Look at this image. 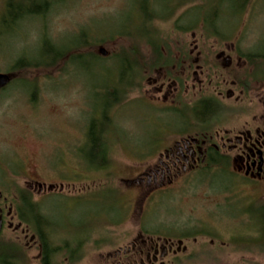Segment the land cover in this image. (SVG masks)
<instances>
[{"label":"rangeland","instance_id":"1","mask_svg":"<svg viewBox=\"0 0 264 264\" xmlns=\"http://www.w3.org/2000/svg\"><path fill=\"white\" fill-rule=\"evenodd\" d=\"M8 1L0 0V74L12 78L0 93V203L5 219L0 246L19 251V264H42L38 237L17 215L19 191L27 190L50 224L54 245L64 247L65 239L84 242L81 258L73 264H122L120 249L131 247L141 229L158 234L164 224L170 229L162 232L176 238L198 235L197 242L187 243L189 252L212 258L200 264H264L259 244L264 230L245 215L246 204L236 206L244 199L224 207L236 191L224 188L220 167L201 173L214 175L210 180L178 185L169 190L171 195L157 198V211L145 230L141 209L149 189L135 184L180 133H195L186 124L189 118L174 108L218 97L216 91L222 89L226 98L219 100L230 125L240 121L237 114H255L252 94L241 97L234 85L249 68L239 51L264 53V0H249L248 5L246 0H156L160 18L154 28L167 63L149 74L141 70L138 87L113 110L106 168L91 160L88 124L101 118L105 88L119 84L124 53L138 42L141 64V58L150 57L144 42L117 36L139 31V7L134 0H48L51 7L44 16H26L5 27ZM205 19L216 20L211 28L230 39L210 37ZM45 39L63 50L54 66L15 71L20 57L38 56ZM232 91L235 95L228 99ZM197 223L200 229H184ZM65 250L53 264H67Z\"/></svg>","mask_w":264,"mask_h":264},{"label":"flooded vegetation","instance_id":"2","mask_svg":"<svg viewBox=\"0 0 264 264\" xmlns=\"http://www.w3.org/2000/svg\"><path fill=\"white\" fill-rule=\"evenodd\" d=\"M245 66L249 67L248 70L243 71L242 79H235L236 85L234 86L237 87L236 90L240 92L241 97L252 94L251 103L255 114H237V118L251 117V119L242 120L243 122L240 119L241 122L238 120L237 124L230 125L227 110L219 100V98H226L222 89L216 91L218 97H204L219 102L225 110L207 114L205 118L207 123L202 122L204 123L202 130L198 132L194 130V134L190 132L180 133L174 144H169L163 148L158 155L159 161L154 166L147 168L135 181L138 188L145 186L149 189L141 209L142 221L148 219L156 211L153 207L157 203V198L162 195H171L169 190L178 185L184 186L193 181L195 183L202 182L204 181L202 179L210 180L215 176L201 173L220 167L225 172L222 177L225 179L222 182L224 188L236 191V197L227 198L228 204L224 207L233 208L235 205H231L232 202H239L244 199L243 204L236 206L241 207L246 204L244 206L245 215L251 216V219L258 222L260 228L264 229V223L259 219L260 214L264 213V64H250L247 61ZM234 95L233 91L229 92L228 99L233 98ZM200 100L184 107L180 105L179 101L180 106L174 108L180 116L189 115L191 127L197 125L193 108ZM238 101H240L239 98ZM224 116L227 119L225 122H221ZM212 161H216L217 165L210 169L209 164ZM246 189H250V191H246ZM245 193L247 196H244ZM252 193H254L253 196H251ZM0 200H2L1 194ZM248 200L250 202H247ZM0 208V222H2L4 229L5 219L1 203ZM254 214L256 216H253ZM163 229H170V226L164 224ZM184 229L195 231L200 228L197 223L195 226L187 224ZM197 236L189 234L186 235V238L181 239L166 233L145 234L141 229L131 247L124 250L120 249L118 254L124 253V260L121 259L122 264L124 261L127 264H200V262H211L212 258L207 253L198 252L194 254V252H189L187 243L191 239L197 242Z\"/></svg>","mask_w":264,"mask_h":264},{"label":"trees","instance_id":"3","mask_svg":"<svg viewBox=\"0 0 264 264\" xmlns=\"http://www.w3.org/2000/svg\"><path fill=\"white\" fill-rule=\"evenodd\" d=\"M134 2L139 7L140 13L142 15V17L139 18L138 21V26L140 29L139 31H135V33L133 34L121 33L117 36H127L132 40L144 42L150 47V57L149 59L146 58V61L141 58V64V61L137 58V51L140 49L137 48V46H139L140 43L136 42L133 48H131L130 52L124 53V56L119 59L121 63L119 84L114 88H105L103 92L104 98L107 101L105 102V107L102 109L101 118H92V120L88 124V143L86 144L87 149H89L91 160L98 161L96 163L98 164L96 165L98 166L97 168H106L109 165V152L111 145L109 137L111 135H114L113 113L115 111L113 110H115L123 102V100H126L128 95L134 91L137 86L138 77L139 74H141V70L145 72V74H149L154 72L155 70L163 69L164 65L167 63L165 62L164 54L161 51V44L158 40L157 30L156 28H154L155 22L160 18L158 17L157 11L154 10V4L156 0H134ZM245 2L248 5L249 0H246ZM50 7L51 3L48 2V0H30V2L25 0H9L7 2L6 10L3 15V25H5V27H9L8 24H15L26 16H44V14L49 11ZM202 22L205 26L206 33L210 37L217 38L223 41L230 39L229 37L224 36L219 29L211 28V25L215 24L214 22H216V20L213 21V19H205ZM194 25L197 24H193V26ZM192 27H188L186 29L189 30L192 29ZM83 36L84 34H82L80 38ZM81 43L82 42H80V44ZM61 49L51 44L49 40L45 39L43 41V47L39 51L38 56L36 58H31L28 56L20 57L14 65V70H22L26 68L38 69L40 67L54 66L56 61L63 56V50ZM238 54L240 55V57L246 58V60L250 64L255 63L253 59L264 60V53L261 52L255 54H242L239 51ZM131 59L134 61H132ZM257 63L259 64V62ZM221 110L225 109L219 102H216L213 99L203 98L202 100H200L193 108V112L195 113V120L197 122L196 127L192 126L193 130H202L204 127L202 125L204 123L202 122H206L207 119L205 118L207 114H211V112H217ZM174 112L176 113L175 109ZM183 116L185 118L189 117L188 114H184ZM188 120L186 121V124L187 122L189 123ZM187 125L186 127H189ZM216 165L217 162L212 161L209 164V168L211 169ZM18 199V219L30 230H32L38 237V241L41 246L42 264H53V261L58 253H61V251L65 249L67 253L69 252V260L67 264H73L81 258V250L83 249L82 245L84 242L71 244L67 239H65L63 241L65 245L64 247H57L53 244L54 237L53 235H51L49 229L50 224L46 220L45 216L41 214L40 207L36 202H34L33 196L30 191H19ZM153 213L149 216L148 219L146 218L144 220V230L146 229V221L153 216ZM253 216H256V214H254ZM259 219L262 223H264L263 212L260 214ZM157 231L158 233H163L162 231L166 230L163 229L162 231ZM259 244L260 246L262 245V248H264V241H260ZM20 260V252L15 248L9 246H0V264H19Z\"/></svg>","mask_w":264,"mask_h":264},{"label":"water","instance_id":"4","mask_svg":"<svg viewBox=\"0 0 264 264\" xmlns=\"http://www.w3.org/2000/svg\"><path fill=\"white\" fill-rule=\"evenodd\" d=\"M100 53L104 56L106 55L105 50H101ZM11 83H12L11 76L0 74V92L5 90ZM0 213H1V208H0ZM2 230H3V225L2 222H0V234L2 233Z\"/></svg>","mask_w":264,"mask_h":264}]
</instances>
